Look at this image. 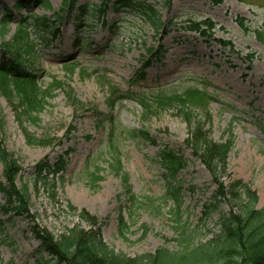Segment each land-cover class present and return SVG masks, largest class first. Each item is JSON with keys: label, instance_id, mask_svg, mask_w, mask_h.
<instances>
[{"label": "rangeland", "instance_id": "rangeland-1", "mask_svg": "<svg viewBox=\"0 0 264 264\" xmlns=\"http://www.w3.org/2000/svg\"><path fill=\"white\" fill-rule=\"evenodd\" d=\"M17 1L0 0V9L7 8L13 15L2 34L4 14L0 10V43L13 36L17 23L29 12L52 17L64 3L47 0L50 9L33 4L17 9ZM135 1L153 5L157 16L149 20L140 9L117 12L110 5L100 13L92 7L86 19L79 18L77 11L70 19L64 16L52 35L31 34L34 49L26 63L41 90H54L37 124L23 116L21 125L18 107L0 95V116L5 123L0 144L18 161L17 186L32 183L29 209L35 215L33 221L0 210L4 262L37 264L41 255L49 258L38 252L34 224L55 237L77 224L89 230L90 224L78 217L83 211L97 219L96 228L109 247L130 257L154 254L159 248L180 250L178 239L185 223L190 230L198 229L196 242L213 237L218 231V214L205 222L201 217L216 185L186 146L188 126L182 113L177 107H154L161 91L206 90L211 97V123L207 124L211 139L225 142L231 128L235 134L223 181L248 183L258 195L257 207H264V0ZM102 2L77 0L76 7ZM191 22L206 27L193 30ZM65 66H74V70L69 72ZM144 67L145 78L130 85ZM111 88H119V95L126 97L116 101L110 96ZM143 98L151 100V112L143 108L139 101ZM193 115L204 119L201 111ZM108 116L128 129L145 128L157 142L120 141V173L112 167L107 152ZM23 126L49 145L29 146ZM164 145L182 148L187 159L188 167L177 178L183 199L181 225L169 212L174 202L158 201L168 187L156 161ZM62 155L66 169L45 174L47 182L38 180L36 185L33 174L38 163L54 164ZM97 167L102 179L93 184L89 175ZM0 178L5 180L1 167ZM130 195L138 197L140 205L132 206ZM120 213L129 226L124 235L119 232Z\"/></svg>", "mask_w": 264, "mask_h": 264}, {"label": "trees", "instance_id": "trees-1", "mask_svg": "<svg viewBox=\"0 0 264 264\" xmlns=\"http://www.w3.org/2000/svg\"><path fill=\"white\" fill-rule=\"evenodd\" d=\"M31 4L38 7L44 6L47 9L51 7L47 0H19L15 7L21 9L29 7ZM76 4L77 0H64L61 8L54 11L52 17L47 15L35 16L33 12H29L28 18H22L17 23L13 36L9 40L3 39L0 43V95L5 96L18 107L21 113L19 116L21 125L25 122L23 116L35 124L39 122V115L54 91L51 87L41 90L37 77L26 63V57L30 56L34 49L31 40L32 33L39 37L46 33L52 35L64 16L70 19L73 12L77 11L79 18L85 17L86 19L92 7L100 13H105L110 5L117 12L126 9L129 11L140 9L149 20H153L157 16V11L153 5L145 1L119 0L113 2L112 0H103L100 5L84 4L79 7H76ZM0 10L4 14L1 20L2 34H4L13 15L7 8ZM152 24L157 26L154 22ZM189 25L193 30L206 27L196 22H191ZM77 26L82 27L79 24ZM73 67L71 66L67 71L72 72ZM145 68L137 71V80L135 82L133 79L130 85H135L137 81L145 78ZM120 93L119 88H111L110 96L119 101L126 97L119 95ZM210 100L211 97L205 89L189 87L182 91L172 90L169 92L166 90L159 92L155 96L154 106L157 110L177 107L182 113L188 126L189 137L186 146L190 147L192 155L200 159L205 165L216 185L210 198L203 205L201 217V220L205 222L212 219L213 215L218 214L216 220L218 231L212 233L213 237L210 240L196 242L198 229L190 230L185 223L181 227L182 231L178 239L181 246L180 250L172 251L167 248H159L154 254L130 257L109 247L103 240L100 229L96 228L97 219L83 211L78 214V217L80 221L90 224L89 230H85L80 224H77L64 228L61 234L55 237L34 224L33 229H31L39 241L38 252L47 254L49 257L44 258L41 255L37 264H264V207H257L258 195L248 183L241 180L229 183L223 181L228 168V155L235 142V134L231 128L228 131L229 137L225 142H215L211 139L207 128V124L210 125L211 123ZM139 101L147 112H151L153 109L151 100L143 98ZM197 110L202 112L203 118L206 120L193 115ZM107 121L109 122L107 152L111 156L112 167L117 173L122 170L120 141L132 139L157 143L156 139L145 128L128 129L123 127L115 118L109 116ZM4 127L3 117L0 116V139ZM23 128L29 146L49 145V142L46 144L42 138H36L24 126ZM72 129L74 131V128ZM156 161L164 170L168 183L163 199L158 201L160 204H165L169 200L174 202L175 206L169 212L174 215L177 224L181 225L183 199L180 194V182L177 178L188 167L184 151L182 148L164 145L158 151ZM0 167L3 169L5 178V180L0 178V194L4 198V202L0 203V210L5 215L29 217L33 220L35 215L30 213L29 209L30 185L32 186V183L25 181L21 187L17 186L16 181L21 173L18 161L1 144ZM65 169L66 161L63 155L58 157L54 164L42 161L35 168L33 182L37 185L38 180L46 179L44 181L46 183L48 177H45V174L54 175ZM101 171L97 167L96 171L89 175L93 184L102 179ZM123 181L127 191H129L127 188L128 180L125 176ZM194 189L195 187L192 188V190ZM128 200L132 206H138L140 203L139 198L134 195H130ZM69 207L75 211V208L70 204ZM118 222L119 232L124 235L129 226L122 213L119 214ZM2 226L3 221L0 220V227ZM0 264L11 263L4 262L0 254Z\"/></svg>", "mask_w": 264, "mask_h": 264}]
</instances>
